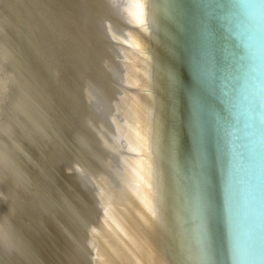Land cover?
Here are the masks:
<instances>
[{"label": "bare ground", "instance_id": "1", "mask_svg": "<svg viewBox=\"0 0 264 264\" xmlns=\"http://www.w3.org/2000/svg\"><path fill=\"white\" fill-rule=\"evenodd\" d=\"M142 6L0 0V264H183L157 158L166 60L142 64L141 27L121 22Z\"/></svg>", "mask_w": 264, "mask_h": 264}, {"label": "water", "instance_id": "2", "mask_svg": "<svg viewBox=\"0 0 264 264\" xmlns=\"http://www.w3.org/2000/svg\"><path fill=\"white\" fill-rule=\"evenodd\" d=\"M139 16V23L127 16L121 22L141 27L142 64L151 63L157 53L166 60L157 78L164 129L157 158L162 163L163 211L177 258L183 264H264V0H144ZM152 21L163 32L154 44ZM169 73L179 77V91ZM146 93V99L156 95L154 77ZM194 94L200 100L210 164L205 227L213 251L207 260L200 258ZM157 130L154 123L158 144ZM145 141L148 156L151 132L149 146L147 135ZM119 150L128 149L121 145ZM149 179L147 175V183ZM137 252L144 255L145 250Z\"/></svg>", "mask_w": 264, "mask_h": 264}, {"label": "snow or ice", "instance_id": "3", "mask_svg": "<svg viewBox=\"0 0 264 264\" xmlns=\"http://www.w3.org/2000/svg\"><path fill=\"white\" fill-rule=\"evenodd\" d=\"M169 80L175 91H179L181 88V82L179 77L175 73H169ZM200 105L199 97L195 94L193 95V152L194 158L199 164V188L197 192V207L201 218V233H200V248H201V259H209L213 251V245L210 238V235L205 227V222L208 216L209 211V194H210V185H209V160L204 144V135L203 128L201 124V113L198 109ZM175 143V139L173 141ZM148 206L150 211L152 210L151 201H148ZM157 264H163V262H157Z\"/></svg>", "mask_w": 264, "mask_h": 264}]
</instances>
